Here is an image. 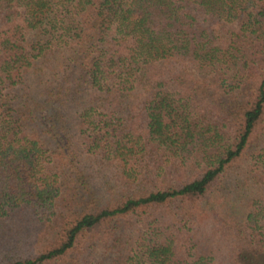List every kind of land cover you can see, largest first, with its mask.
Segmentation results:
<instances>
[{
    "label": "trees",
    "instance_id": "trees-1",
    "mask_svg": "<svg viewBox=\"0 0 264 264\" xmlns=\"http://www.w3.org/2000/svg\"><path fill=\"white\" fill-rule=\"evenodd\" d=\"M0 264H264V0H0Z\"/></svg>",
    "mask_w": 264,
    "mask_h": 264
}]
</instances>
